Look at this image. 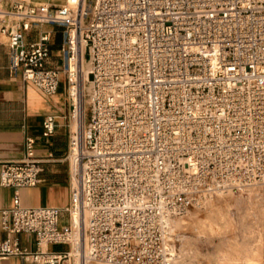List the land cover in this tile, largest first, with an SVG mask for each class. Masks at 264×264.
Here are the masks:
<instances>
[{
    "label": "built area",
    "instance_id": "obj_1",
    "mask_svg": "<svg viewBox=\"0 0 264 264\" xmlns=\"http://www.w3.org/2000/svg\"><path fill=\"white\" fill-rule=\"evenodd\" d=\"M42 26L62 30L55 56ZM0 33L11 76L47 96L64 81L71 105L69 204L22 207L18 190L40 183L44 163L28 137L1 172L16 189L0 211L1 264H175L176 218L264 185V0H14ZM57 127L48 116L40 137ZM21 234L36 236L35 252Z\"/></svg>",
    "mask_w": 264,
    "mask_h": 264
},
{
    "label": "crops",
    "instance_id": "obj_2",
    "mask_svg": "<svg viewBox=\"0 0 264 264\" xmlns=\"http://www.w3.org/2000/svg\"><path fill=\"white\" fill-rule=\"evenodd\" d=\"M41 31L53 32L52 51L55 56L63 42L62 30L55 26H42ZM28 39L36 40L38 34L32 31L28 33ZM53 64H58L55 57ZM70 113L66 83H61L57 94L47 96L34 85L25 83L21 78L12 77L9 46L0 40V178L5 163L23 158L28 137L39 139L37 157L44 162L40 183L18 190L22 207L63 209L69 204L70 171L65 157L71 136ZM48 116L56 118L58 127L52 138L44 140L40 136L43 122ZM15 195V188L2 187L0 184V211L13 207ZM7 238L8 232L0 217V244ZM19 240L22 248L28 252L37 250L35 235L21 234ZM1 263L3 262L0 261ZM8 263L34 264L28 257H13Z\"/></svg>",
    "mask_w": 264,
    "mask_h": 264
},
{
    "label": "rangeland",
    "instance_id": "obj_3",
    "mask_svg": "<svg viewBox=\"0 0 264 264\" xmlns=\"http://www.w3.org/2000/svg\"><path fill=\"white\" fill-rule=\"evenodd\" d=\"M13 1L0 0V9L9 10ZM64 1L33 0L38 6H59ZM0 40L8 45L1 33ZM85 106L88 113L86 101ZM169 243L180 264H264V185L212 196L202 208L173 221Z\"/></svg>",
    "mask_w": 264,
    "mask_h": 264
},
{
    "label": "bare ground",
    "instance_id": "obj_4",
    "mask_svg": "<svg viewBox=\"0 0 264 264\" xmlns=\"http://www.w3.org/2000/svg\"><path fill=\"white\" fill-rule=\"evenodd\" d=\"M0 11L3 12L4 10H1V9H0ZM89 65H90V64H87L88 68H87V66H86V75H88ZM81 116H82L81 119L83 120V118H85V117H84L83 114H81ZM80 125H81V124H80L79 120H74V121L72 122V129H73V131H76V130L79 128ZM82 125H83V123H82ZM83 126L85 127V125H83ZM73 252H76L75 249L73 250ZM176 264H180V258H179L178 261H176Z\"/></svg>",
    "mask_w": 264,
    "mask_h": 264
}]
</instances>
